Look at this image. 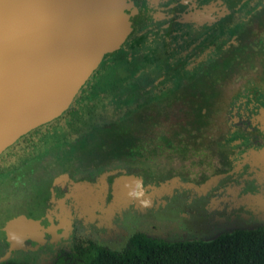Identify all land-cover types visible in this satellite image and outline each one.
<instances>
[{"label": "rangeland", "instance_id": "obj_1", "mask_svg": "<svg viewBox=\"0 0 264 264\" xmlns=\"http://www.w3.org/2000/svg\"><path fill=\"white\" fill-rule=\"evenodd\" d=\"M251 23L247 26L250 33L241 34L237 40L238 43L244 41L245 46L233 48L223 43L222 55L207 64L205 78L213 85L208 88L210 92L214 90V97L209 98L212 102L204 100L198 108L199 102H194L193 95L201 98V94L195 89L189 92L185 89L194 83H184L183 88L171 90L163 101L143 112L142 105L152 102L154 97L149 96L151 91L144 83H133L130 91H122L120 101L105 107L93 132L77 137L74 143L50 150L40 160H35L25 173L6 176L0 181V264L6 261L51 264L57 255L71 249L77 235L119 251L127 247V239L136 231L168 241L211 240L235 229L264 226V180L258 172L255 176L250 170L254 171L255 166L261 167L264 162L261 163L258 153L255 157L243 158L241 153L246 150L244 130L225 122L226 115L230 118L241 116L233 114L234 110L227 106L243 88L253 99L264 95V57L253 60L255 64L259 62V66L248 65L251 51L260 52L264 48V27L259 19ZM133 42L145 53L134 58L129 48L126 58L115 61L112 78H122L119 74L123 71L130 74L137 62L150 63L149 60L156 57L154 53L165 62L167 55L184 46L175 41L158 50L151 45L153 49L147 51L152 44L149 38L142 36ZM164 69L172 75V70L176 72L178 67L171 69L168 65ZM162 77L157 80L158 84H163ZM155 78L148 84H154ZM185 78L182 75L177 86ZM158 89L160 87L155 86L154 92ZM132 109L140 111L136 120L125 127L126 114ZM256 140L254 137L246 141L247 145L256 144ZM61 173L63 176L72 173V214L63 222L49 214L53 212L54 203L61 205L69 199L66 195L69 187L61 188L56 182L51 188L53 202L42 204L48 210L28 214L29 202L38 206L42 203L34 194L45 185L49 186L53 177ZM109 176L112 179L121 177V186L114 196L119 200L93 207L97 204L96 201L87 203L88 190L97 179L105 180ZM175 176L182 177L184 182H178L174 192L165 191L168 183L178 181L172 180ZM134 179H138L140 189L132 187ZM123 182L127 184L123 186ZM220 183L224 187L222 194L220 189L211 191L216 204L224 196L231 197L235 204L223 205L225 214L221 215L220 222L206 220L219 225L203 231L205 224L200 228L197 220L205 215L207 201L200 200L199 195L195 198L191 187H198V192L203 194L206 187ZM200 201L203 202L201 208L190 209V206L197 207ZM206 217L214 218V215L209 213ZM191 223L198 229L185 232L192 227Z\"/></svg>", "mask_w": 264, "mask_h": 264}, {"label": "water", "instance_id": "obj_2", "mask_svg": "<svg viewBox=\"0 0 264 264\" xmlns=\"http://www.w3.org/2000/svg\"><path fill=\"white\" fill-rule=\"evenodd\" d=\"M133 6L132 0H0V154L70 107L140 23L126 12Z\"/></svg>", "mask_w": 264, "mask_h": 264}, {"label": "flooded vegetation", "instance_id": "obj_3", "mask_svg": "<svg viewBox=\"0 0 264 264\" xmlns=\"http://www.w3.org/2000/svg\"><path fill=\"white\" fill-rule=\"evenodd\" d=\"M132 1L134 3V6L131 7L130 9H126V12L128 13L134 12L136 16L140 19V23L137 25V27L134 29V31L130 36H132L133 34H137L138 36L141 37L143 35H146L147 36L146 38L152 40L151 45L154 46L153 48H155V50H158L160 46L175 41L182 42V44L184 45L181 49L178 50V52L175 51L172 52L170 55L166 56L168 58V61L170 62L167 65H169L171 69L174 67H178V69H176V72L172 70L173 74L171 73L172 75H170L168 74V69L170 68L156 69L155 70L156 75L154 76L156 78L154 84L151 85L149 84L145 86L148 89V91L149 90L151 91V95H153L154 98L157 96L160 97V100H156L155 104H159V101H163L168 95H170L171 90L176 88L181 89L183 88L184 83L186 84L191 82L194 84L191 85L188 84L187 88L185 89L188 92L190 90L195 89L196 91L199 92V94H201L200 95L201 98L195 97L193 95V97L195 98L194 102H199V104L197 105L198 108L201 106L200 104L204 100L205 101L209 100V102H212L209 98L214 97V93H213L214 90L210 92L208 91V88L212 87L213 85H209V80H206L205 78V73L207 71L206 67L208 66L207 64H211L212 61L215 62L216 59L222 55L221 51L223 48V43L226 44L229 43V45L233 48H239L245 46L246 43L244 44V41H240L238 43L237 40L241 34L250 33L251 30L250 29L248 30L247 26L252 21L259 19V23L264 27V20H261L264 19V0H132ZM235 29L236 32H233V30ZM243 38H246V36H244ZM126 43L127 40L122 45V47ZM155 54L156 57H159V54L157 53ZM249 55L250 56H249L248 65L250 67L259 66L260 65L259 62L255 64L253 60L256 57L257 58L259 57V59L260 57H264V48L260 52L259 50H255V51L253 50V52L251 51ZM160 60L158 59L157 63H159ZM176 61L177 62L179 61V63L175 64ZM262 73L264 74V71ZM162 74L165 75L162 77L161 76ZM182 75L186 77L185 81L179 83L177 86V81H179ZM224 76H226L225 73ZM160 77H162L161 80L164 81L163 84H158L157 80ZM155 86L157 88L160 87V89L154 92ZM247 93H248L247 90L243 88L241 91L238 92V94L234 97L233 100H231V102L227 106L229 109L234 110L233 114L239 113L242 117L240 116L241 117L240 118L232 115V118H230L228 115H226L225 122L228 125L230 123V126L234 125L243 128L244 130L243 137L245 139L243 145L246 146V150L242 151L241 153V155L243 154V158L245 156L250 158V155L252 157H255L256 153H258L261 155L258 157L259 159H261V163H262L264 162L262 161L264 158V113H263L264 95L259 96L256 99H253L251 97V93L250 94L248 93L249 95ZM29 132L22 135L9 147L13 146L14 144H17L21 140V138L26 136ZM254 137L257 138L256 144L247 145V142L248 141L250 142V140H252ZM70 143H74V139H72V141L70 142L67 141L64 143L59 141H53L49 145H47V147L42 152H39L36 155H32L21 164L14 165L12 164V162H10L7 165V169H1L0 167V181L4 180L6 176H14L25 173L26 171H28L29 167L33 163H36L38 160H40L50 150L57 148L63 144H70ZM247 166L250 167L249 164H247ZM134 170H137V168H135ZM250 170L254 173V175L255 172H258L259 176H261L264 180V163H262L261 167L259 166L257 168L255 166L254 171L252 169ZM67 174H68L67 175L68 178H66L67 176H63V173H61L60 176L58 174L55 175L51 180L49 186L45 185L44 187H42L41 185H39L40 187H42V189L40 192L35 193L34 197L40 199L42 203H40V205L38 206L36 204L31 205L32 203L29 202L28 203L30 204V207L28 208L29 210H26L28 211V214L40 210L42 211V209L46 211L48 210L42 204L45 201L53 202V194L51 188L53 184H55L56 182L59 184L61 188L69 187L66 193L69 199L67 200L66 203L61 205L54 203L53 212L52 213L50 212L49 214H51V217L53 218L58 217L59 222H63L68 218V215H70L71 210L74 207V193L71 192L74 189V181L72 180V178H70V174L72 173H67ZM155 176H158V174H156ZM174 179L175 181L176 179L178 181L174 183H168L167 189L165 191L170 193L174 192L178 188L179 185L178 182L184 180L182 177H176V176L172 177L173 181ZM137 180L138 179H134L133 183L131 184L132 187L140 189L141 188L139 187L140 183L138 184ZM126 182H123V186L127 184ZM221 185L222 184L220 183L219 185L217 184L215 187H206L203 194L198 192V187L196 186L191 187L195 191L193 194V196L195 195L194 196L195 198H197V196L199 195L198 198L200 200L206 199L207 201L205 202V204L206 206H208V209L205 213H203L205 215H203L200 218V220H197L200 223V228H203V224H205V230L203 231H207L208 229L211 228L214 229V227H217L219 225V223L216 225H212L209 221L206 220L213 219L216 222H220L221 215L225 214V212L222 209L223 205L228 206L231 204H235V202L231 197H226V196H224V198L219 203L216 204L215 202L216 198L212 197L211 191H214L215 189H220V194H222V191L224 190L221 189H223L224 187ZM120 186H121L120 176L118 177L115 176L113 179L110 178V176L108 177V179L105 180L97 179L96 184H92L91 185L92 188H90L87 192V198H88L87 203L92 204L96 201L97 205L93 206L95 207L100 204L103 205L110 204L111 200L112 202H116L119 199H117L114 196H116V189L120 188ZM119 197H121V193H119ZM115 199L117 200L114 201ZM61 200L62 197L59 198V201ZM195 203H196V199H195ZM199 203L200 204H197V207L190 206V209L201 208L203 202L200 201ZM209 213H212L214 215V218L206 217V215ZM69 218L71 219L72 217L69 216ZM224 219L225 217L222 218L223 221ZM190 225H192V227H188L189 230L185 229V232L193 230L194 228L198 229V227L193 223H191ZM136 232H140V231H136ZM134 233H132L127 239V246L129 245L130 238ZM196 234H199L198 230ZM78 239L83 241L84 243L93 241L91 239H84L82 236L77 235V237H75V241L73 245L76 243V241H78ZM96 244L99 245L98 243ZM57 257L55 258V260L57 259ZM55 260L52 262H55Z\"/></svg>", "mask_w": 264, "mask_h": 264}, {"label": "trees", "instance_id": "obj_4", "mask_svg": "<svg viewBox=\"0 0 264 264\" xmlns=\"http://www.w3.org/2000/svg\"><path fill=\"white\" fill-rule=\"evenodd\" d=\"M139 37L141 36L133 34L122 48L104 57L65 113L31 130L17 144L5 150L0 155L1 169H7L10 162L14 165L21 164L32 155L42 152L53 141H75L77 137L93 132L98 127L96 125L102 111L108 104L120 101L122 91H130L136 82L147 86L156 75V69L168 66V58L161 62V57H152L148 64L137 62L130 74L123 71L119 74L122 78H112L115 61L126 58L129 48L134 58L145 53H142L137 42H133ZM146 37L143 35V39ZM149 45L147 51L152 48L151 44ZM158 59H161L159 63ZM128 66H131V63H128ZM148 94L153 96L151 92ZM156 100H160V97L157 96L152 102L142 105L143 112L156 106ZM139 111L132 109L126 114L125 127H129L136 120ZM114 129L119 131L117 127ZM1 264L20 263L6 261ZM51 264H264V226L235 229L211 240L168 241L136 232L131 236L129 245L119 251L97 245L93 241L84 243L78 239L70 251L59 254Z\"/></svg>", "mask_w": 264, "mask_h": 264}]
</instances>
